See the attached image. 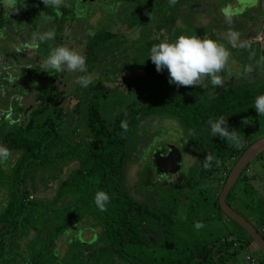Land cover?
Listing matches in <instances>:
<instances>
[{
	"label": "trees",
	"instance_id": "16d2710c",
	"mask_svg": "<svg viewBox=\"0 0 264 264\" xmlns=\"http://www.w3.org/2000/svg\"><path fill=\"white\" fill-rule=\"evenodd\" d=\"M24 2L29 6L34 5L36 15H50L55 22L60 21L62 14L67 12L64 8H45L41 0ZM177 4L170 5L169 0H146L142 9L146 13L151 9H158L161 14H166ZM140 14L136 13L134 19L128 21L129 26L136 25V21L142 18ZM174 22L173 17L170 20L165 19L157 23L156 28L158 31L164 29L169 34V25ZM113 38L114 35L102 31L95 34L86 44L88 72H97L105 82L98 78L93 79V83L85 88L82 95L75 97L76 103L72 109L75 120L72 127L65 123L66 109L62 103L66 100L63 94L47 83L35 84V103L23 108L19 118L17 110L9 117L7 123H0V143L11 153H19L17 163L10 169L22 193V198L15 192L10 193V201L0 216V257L4 256L7 262H11V253L16 251L19 240L27 235L29 229L34 232L38 230L28 218L31 211H36L42 213L40 217L43 223L47 224L46 237L38 247L35 243L28 245L30 247L23 252L18 264H53L56 260L53 249L55 241L68 234L84 216L92 218L91 227L102 228L101 233L97 234L98 237L94 238V243L92 240L89 243L79 240L76 244L83 252L87 250L83 248L85 246L92 248L86 256V264H95L99 255L106 257L108 262L104 264H225L230 257L245 252L254 244L239 225L221 212L218 200L227 175L224 176L220 190L213 189L212 206L237 225L240 232L230 231L220 237L210 236L209 240L207 237L199 239V235L193 232L188 222L189 208L186 211L187 218L179 223V226L173 218L176 213L175 205L170 209L155 212L132 194L136 189L128 186L127 166L131 151L129 147L133 142L137 143L135 139L138 128L145 119L173 120L181 125L188 143L196 149L200 168L204 169L202 161L205 155L212 154L220 161V165L230 163V173L246 150L264 137V133L258 137L251 135L255 131L254 128L260 127L259 120L264 117H259L253 108L255 98L264 95V82L258 86H252V83L230 86L215 95H209L213 89L210 80L205 81L207 88H177L169 84L167 70L158 73L155 65L148 59L151 47L164 40L147 38L137 49L143 57L141 66L144 71L143 78L146 80L143 85L150 90L154 85L157 86L163 96L147 101L146 94L137 97L126 95L117 91V88L107 87L108 80L101 69L106 58L102 53L105 43ZM174 41L175 39L168 40ZM140 85L135 86L140 88L142 93L145 88ZM220 116L227 120L229 131L235 129L240 133L238 147L230 145L218 136H212L207 121L209 118L217 119ZM244 119H248V124L242 123ZM16 120L20 121L15 124ZM125 120L128 125L126 132L121 128V122ZM190 132L194 135H190ZM262 158L263 153L254 159ZM67 162H75L77 166L59 182L54 197L47 203L29 200L24 180L37 173L45 175L48 167L53 170L62 169L68 165ZM249 163L229 190L226 204L229 205V202L233 201L238 208L243 207L260 226L258 230L252 225L264 240V199L256 198L254 189H244L243 201H235L233 195L240 184L247 185L251 180L246 175ZM214 166L215 163L212 167ZM141 187L139 184L140 189ZM99 191L107 193L110 197L103 211L97 207L94 199ZM200 195L201 193L198 196ZM62 200H68L69 204L59 211L55 205ZM171 200L174 204L175 198ZM53 216L55 219H52ZM244 219L250 224L247 218ZM92 230L95 233L94 229ZM182 237L185 238L184 246H179L177 239ZM194 238L195 242L192 243ZM101 241L103 245L98 247L97 244ZM69 250L68 248L67 252ZM258 255L257 264H264L259 251ZM83 258H80L81 262Z\"/></svg>",
	"mask_w": 264,
	"mask_h": 264
},
{
	"label": "rangeland",
	"instance_id": "374dc122",
	"mask_svg": "<svg viewBox=\"0 0 264 264\" xmlns=\"http://www.w3.org/2000/svg\"><path fill=\"white\" fill-rule=\"evenodd\" d=\"M144 1L146 0H63L59 10L64 8L67 12L62 14L60 21L55 22L52 16L51 21H45L42 18L45 14L36 15L33 4L29 6L24 2L26 7L18 4V11H13L5 7L3 0H0V123H7L9 117L17 110H19L17 115L19 118L23 108L35 103V84L47 83L63 94L66 100L62 103L63 108L66 109L65 123L72 127L75 120L72 109L76 98L85 91V88L76 83V78L86 73L68 71L58 73L46 68L44 61L50 50L57 46H66L85 56L87 42L102 31L114 35L113 39L105 43L102 52L106 56L101 65L108 80L106 85L108 88H117V91L126 95L137 97L146 94L147 101L163 96L154 84L151 90L143 85L146 82L141 66L143 57L137 49L147 38L168 41L180 35H197L201 38L207 36L224 44L230 52L225 86L213 88L209 95H215L234 85L252 83V86H258L264 82V0H178L172 11L166 14H161L158 9H151L146 13L142 9ZM225 11L233 16L231 25L225 22ZM136 13H141L142 18L131 27L128 21L133 20ZM172 17L175 22L169 25V34L164 29L157 30V23L165 19L170 20ZM230 27L240 33L236 47H232L227 38ZM49 30L55 31V39L33 47L35 34ZM248 65L252 66L250 73L245 72V66ZM91 75L93 79L98 78L105 82L97 72L94 71ZM136 84H141L140 86L145 90L141 93V89L137 88ZM19 121L16 120L15 124ZM259 122L261 125L254 128L252 136L258 137L264 133V117ZM246 128L249 130L248 127ZM135 140L137 143L135 141L129 147L131 151L127 180L128 186L136 189L132 194L139 202L148 204L155 212L170 209L175 205L176 213L173 218L178 225L187 218L186 211L189 208L188 222L193 232L199 235V239L207 237L209 240L210 236L220 237L230 231H239L237 225L218 213L212 206L213 189L220 190L224 176L229 175L230 163L225 166L220 164L214 166L216 169L200 168L196 149L188 143L181 125L173 120L145 119L138 128ZM164 145L175 147L181 153V169L170 168L166 179L159 177L157 182L149 187L145 185L147 184L145 172L152 163L154 150ZM262 153L263 158L255 160ZM256 157L249 163L246 173L251 180L247 185L240 184L233 194L237 202L244 200V189H254L256 198L264 199V152H260ZM18 159L19 153H12L6 163L0 164V216L10 201V193L15 192L19 198H22L20 186L10 169ZM66 164L68 165L62 169L53 170L48 167L45 175L37 173L24 180L27 195L32 197L31 201L47 203L54 197L59 182L77 166L75 162ZM139 184L142 185L141 189ZM200 193L201 195L198 196ZM171 198H175L174 204ZM68 204V200H62L55 205V208L61 211ZM229 205L260 230V226L252 220L243 207L238 208L233 201H230ZM34 212L31 211L28 218L38 230L34 232L29 229L27 235L19 240L17 246L21 253L30 247L28 246L30 244L35 243L37 247L40 246L46 237L47 224L43 223L40 217L42 213ZM52 219H55L54 216ZM197 222L204 226L196 228ZM92 223L91 217L84 216L68 234L55 241L54 245L59 251L61 261L63 260L61 264H86L84 263L86 256L92 248L85 246L83 248L87 250L83 252V249L76 244L80 242L79 240L85 243L92 240L94 243V238L98 237L97 234L101 233L102 228L91 227ZM91 229H94L95 233ZM182 238L177 239L179 246H184L185 238ZM191 242H195V238ZM73 243L74 246L70 247ZM102 245V241L97 244L98 247ZM219 245L220 243L218 244L220 249ZM68 248L70 250L67 252ZM246 251L254 254L258 259V250L254 244ZM245 252L230 257L225 264H247L244 261ZM99 256L95 264L108 262L106 257ZM80 258H83L82 262Z\"/></svg>",
	"mask_w": 264,
	"mask_h": 264
},
{
	"label": "clouds",
	"instance_id": "9594fccd",
	"mask_svg": "<svg viewBox=\"0 0 264 264\" xmlns=\"http://www.w3.org/2000/svg\"><path fill=\"white\" fill-rule=\"evenodd\" d=\"M45 8L58 10L63 0H41ZM177 0H169L170 5H175ZM26 7L24 0H3V5L18 11L17 5ZM42 13V12H41ZM225 22L228 25L232 24L233 16L225 11ZM45 21H51L52 17L43 15ZM55 31L49 30L43 33L35 34L33 38V47H38L39 43H44L55 39ZM227 38L232 47H236L240 40V33L232 30L231 27L227 32ZM230 52L222 43L210 39L207 36L202 38L194 36L180 35L174 42L162 41L154 44L149 53L151 62L155 65L158 73L167 70L168 82L170 85L179 87H203L207 88L206 80H210L213 88H223L225 86V73L228 71V63ZM45 67L55 72H80L85 75L78 76L76 83L81 87L87 88L93 83V76L88 73L86 66V57L74 49H69L66 46H57L50 50L44 61ZM252 66H245V72H251ZM259 116H264V95L255 98L254 107ZM248 124V119L242 121ZM207 124L210 127L211 134L214 137H219L227 141L230 145L238 147L240 144V133L235 129L229 131L227 120L220 116L217 119L209 118ZM123 131L128 130L127 121L121 122ZM190 135L194 133L190 132ZM12 155L11 151L0 145V164L8 161ZM213 163L219 166L220 161L212 154H206L202 165L205 169L212 167ZM95 203L97 207L103 211L110 197L107 193L99 191L95 195ZM204 225L197 222L195 227L202 228Z\"/></svg>",
	"mask_w": 264,
	"mask_h": 264
},
{
	"label": "water",
	"instance_id": "95a60500",
	"mask_svg": "<svg viewBox=\"0 0 264 264\" xmlns=\"http://www.w3.org/2000/svg\"><path fill=\"white\" fill-rule=\"evenodd\" d=\"M263 150L264 137L253 143L233 166L224 183L218 203L221 212L237 225H239L250 236L256 249L260 252L264 259L263 238L251 224H249L242 216L233 211L225 201L229 190L238 180L242 170L256 155H258ZM180 154L181 153L175 149V147L170 145H164L162 147L156 148L152 154V163L147 168L145 173V180L147 181V184L145 185L150 187L155 182H157V178L159 177L166 179L169 175L170 168L180 170L182 165Z\"/></svg>",
	"mask_w": 264,
	"mask_h": 264
},
{
	"label": "flooded vegetation",
	"instance_id": "af4514ba",
	"mask_svg": "<svg viewBox=\"0 0 264 264\" xmlns=\"http://www.w3.org/2000/svg\"><path fill=\"white\" fill-rule=\"evenodd\" d=\"M227 197V196H226ZM226 201V200H225ZM229 206V205H228ZM230 207V206H229ZM231 208V207H230ZM232 209V208H231ZM233 210V209H232ZM234 211V210H233ZM54 249V253L56 254V260L53 261V264H61V262H63V260L61 261V256L59 254V251L57 250L56 246L53 247ZM15 252L12 254L11 253V256L10 258L12 259L11 262H7L6 258L4 256H1L0 257V264H18L20 262V258H22L23 256V252L21 253L19 250H18V246H16L15 248ZM26 250V249H25ZM17 252V253H16ZM21 254V255H20Z\"/></svg>",
	"mask_w": 264,
	"mask_h": 264
},
{
	"label": "built area",
	"instance_id": "2783aa9c",
	"mask_svg": "<svg viewBox=\"0 0 264 264\" xmlns=\"http://www.w3.org/2000/svg\"><path fill=\"white\" fill-rule=\"evenodd\" d=\"M29 199L31 200L32 197H29ZM237 246V245H236ZM244 261L247 264H257V260L255 257H253V255H251L250 253L245 252L244 254Z\"/></svg>",
	"mask_w": 264,
	"mask_h": 264
}]
</instances>
